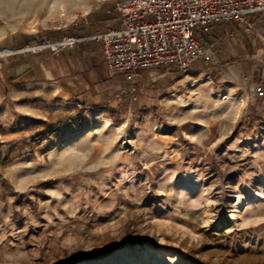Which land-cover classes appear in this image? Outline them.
<instances>
[{"label": "rangeland", "instance_id": "374dc122", "mask_svg": "<svg viewBox=\"0 0 264 264\" xmlns=\"http://www.w3.org/2000/svg\"><path fill=\"white\" fill-rule=\"evenodd\" d=\"M107 2L0 0L1 75ZM163 98L86 112L49 139L43 121L62 113L37 102L0 124V264H264V131Z\"/></svg>", "mask_w": 264, "mask_h": 264}, {"label": "crops", "instance_id": "0c3cea01", "mask_svg": "<svg viewBox=\"0 0 264 264\" xmlns=\"http://www.w3.org/2000/svg\"><path fill=\"white\" fill-rule=\"evenodd\" d=\"M251 19L253 33L245 32L235 21L194 30L211 65L194 61L185 72L175 66L139 71L128 82L121 75L108 73L101 45L91 38L118 26L113 5L89 3L82 10L77 25L62 28L54 36L58 42L62 38L78 39L77 44L61 47L57 52L42 51L10 59L9 66L4 61L3 76L0 73V118L4 119H0V124L4 125L19 113L26 117L28 105L37 102V110L62 113L57 123L43 121L46 123L43 130L49 139L60 123L73 129L77 120V125L81 126V117L86 112H104L124 106L130 112L131 104L134 111H141L142 107L161 105V100L158 101L161 95H171L173 98H163L166 106L168 103L171 107V102H195L207 107L212 101V104L243 111L239 118L245 117L259 131H264V96L255 93L257 86L264 92V13L254 14ZM237 120L235 117L228 135Z\"/></svg>", "mask_w": 264, "mask_h": 264}, {"label": "built area", "instance_id": "2783aa9c", "mask_svg": "<svg viewBox=\"0 0 264 264\" xmlns=\"http://www.w3.org/2000/svg\"><path fill=\"white\" fill-rule=\"evenodd\" d=\"M112 2L118 26L91 38L101 45L104 65L110 75H121L128 82L139 71L175 66L185 72L194 61L205 66L211 60L194 34L198 27L235 21L247 33H253L251 16L264 13V0H96ZM79 22L73 23L77 25ZM79 42L62 38L47 45L26 47L21 53L57 52ZM12 52L0 53L8 55ZM131 92L134 89L131 88ZM264 96L260 86L255 88ZM135 100V97H132Z\"/></svg>", "mask_w": 264, "mask_h": 264}]
</instances>
